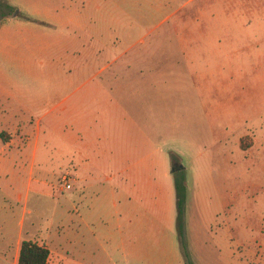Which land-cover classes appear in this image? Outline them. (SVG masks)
<instances>
[{"label":"rangeland","instance_id":"rangeland-1","mask_svg":"<svg viewBox=\"0 0 264 264\" xmlns=\"http://www.w3.org/2000/svg\"><path fill=\"white\" fill-rule=\"evenodd\" d=\"M73 103L86 147L52 126ZM38 123L23 226L0 203L7 264L55 220L60 264H264V0H0V146Z\"/></svg>","mask_w":264,"mask_h":264},{"label":"crops","instance_id":"crops-1","mask_svg":"<svg viewBox=\"0 0 264 264\" xmlns=\"http://www.w3.org/2000/svg\"><path fill=\"white\" fill-rule=\"evenodd\" d=\"M91 4V3H89ZM96 11L94 14L88 17V14H85L84 10L81 12L83 16H87L84 20L88 22L84 24L81 23V26L86 28L88 32H99V29L101 25H99V18L98 15L95 13L98 12L100 9V5L98 3L95 4ZM86 12L89 9H85ZM66 102V101H65ZM80 103V102H79ZM71 104L67 105L69 107L66 108V110L58 115L59 117L53 119L52 126L55 125L56 130L59 132V137L63 141L64 145H73L77 138L81 140L82 147L88 146V143L85 139V133L87 134H93L94 130L96 131V134H98V129L95 126L94 128L90 127L86 128L84 130L83 126H78L77 123L68 124L67 122L61 123V119L63 118V115H70L73 113L74 121L80 122L81 119H83V116L85 115L84 109H81V107H78L77 104ZM82 103V102H81ZM83 112V113H82ZM62 117V118H61ZM64 119V118H63ZM41 130L42 127L40 126V123L36 125L35 128V136L32 137L30 134H24L21 127H15L13 130H11L9 133H4L3 141L0 146V203H3L6 208L13 209V206L16 203L17 205L22 203V210H21V220L19 221L20 225L23 226L24 224V217H25V195L24 190L25 186L28 187V189H31L35 184H41V181L36 178L37 173H45V170L47 167L43 168L44 161L47 160L45 157V154L47 152H50L49 146L46 142L42 143L41 141ZM90 132V133H88ZM56 145V144H54ZM54 151L55 156H58L59 151L57 148V151H55V147H52ZM80 156H83V152L81 151ZM89 159V158H88ZM104 161V160H103ZM83 164V163H82ZM85 165V164H83ZM39 174V175H41ZM26 177V178H21ZM23 181L22 185H19L18 182ZM24 187V189L22 188ZM36 188H39L36 186ZM12 192V193H10ZM11 202V207L8 206V203ZM62 205V204H61ZM16 206V205H15ZM118 206V204H117ZM64 209V208H63ZM67 211L66 209L63 210V214H65ZM67 214V213H66ZM56 221V220H55ZM55 223V229L49 230L45 234L46 238H41L39 242L32 238L33 241H36L42 245L47 246L50 249V256L48 260V264H60L59 263V257L55 259H51L52 252L50 248V244L56 242L58 245H62L61 240H66V234L68 233L67 226L65 229H63L64 224L56 221ZM59 224V226H57ZM9 225L6 223V226H2L3 229H8ZM22 230L20 229L19 235H21ZM17 239V238H16ZM31 240V239H29ZM22 239H19L18 236V247L16 249V254L14 255V264H18V258L20 254V247L22 243ZM7 254L5 255L4 251H0V264H7ZM8 262V261H7Z\"/></svg>","mask_w":264,"mask_h":264},{"label":"trees","instance_id":"trees-1","mask_svg":"<svg viewBox=\"0 0 264 264\" xmlns=\"http://www.w3.org/2000/svg\"><path fill=\"white\" fill-rule=\"evenodd\" d=\"M182 189L183 186L178 184L179 207L182 209ZM50 249L33 240H23L20 247L18 264H48Z\"/></svg>","mask_w":264,"mask_h":264},{"label":"built area","instance_id":"built-area-1","mask_svg":"<svg viewBox=\"0 0 264 264\" xmlns=\"http://www.w3.org/2000/svg\"><path fill=\"white\" fill-rule=\"evenodd\" d=\"M65 185L67 188L71 187V182H70V179L68 177H65Z\"/></svg>","mask_w":264,"mask_h":264},{"label":"water","instance_id":"water-1","mask_svg":"<svg viewBox=\"0 0 264 264\" xmlns=\"http://www.w3.org/2000/svg\"><path fill=\"white\" fill-rule=\"evenodd\" d=\"M176 169H177V168L174 166V167H173V170H176Z\"/></svg>","mask_w":264,"mask_h":264},{"label":"flooded vegetation","instance_id":"flooded-vegetation-1","mask_svg":"<svg viewBox=\"0 0 264 264\" xmlns=\"http://www.w3.org/2000/svg\"><path fill=\"white\" fill-rule=\"evenodd\" d=\"M175 167L177 168L178 166H177V163L175 164Z\"/></svg>","mask_w":264,"mask_h":264}]
</instances>
